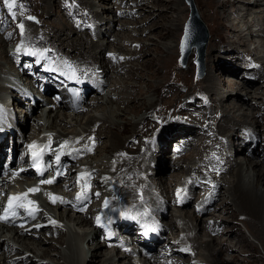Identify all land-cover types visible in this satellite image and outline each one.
<instances>
[{
	"label": "bare ground",
	"instance_id": "bare-ground-1",
	"mask_svg": "<svg viewBox=\"0 0 264 264\" xmlns=\"http://www.w3.org/2000/svg\"><path fill=\"white\" fill-rule=\"evenodd\" d=\"M68 1H71V0H68ZM75 1L79 2L78 8L76 10L79 11L83 19L84 18L93 19L95 17L94 10H93V6L95 4L94 0H84V1L75 0ZM194 1L197 2L198 4L197 8L200 9L198 11L200 13V16L204 20H207L210 16H213L214 21L220 24L222 23L229 27L233 25V23L237 20V15H239V11L241 10L240 8L244 7L245 5H249V4L257 6L263 0H232V1L222 0L221 2H219L218 0H194ZM152 3L153 4H148V5L145 4L144 6H141V10L143 12L145 11L148 12V15L150 16V18H153L155 17L154 15L160 13V18L164 20L163 24L152 22L150 24L151 26L149 27L153 30L154 26L156 28L160 26V31L158 32V36L161 39V41L154 43V51L156 52L157 57L149 61L147 58L144 59V57H142V61H140L138 59L140 56V53L137 51L139 50V47L136 49L126 47L124 49L126 50L127 55H129V58L136 57L135 59L136 60L138 59L140 61L138 64H131L128 72H131V76L134 75L136 77H139V75L136 74L135 70L132 71V68L137 67V70L145 71V73L149 77V79H147L148 81L145 80L143 82V81L137 80L136 82H133L130 84L131 88H133L132 91L127 93L122 98L124 100H121L119 98L120 104H127L125 106L126 107L125 110H121L119 108L120 106L119 103L116 104V106H114L113 101L106 100L104 103L106 106L100 107L101 109L99 110L104 111V112L108 110V112H106V114H103L102 116H96V115L87 116L84 122V127H82V129H84L85 131L83 135L80 133V131H77L76 133H74L75 132L74 129H73L74 131H71L61 126L62 122H64V124L67 123L66 120H63L64 118L60 117L61 114H65V113H60V115L58 113H55L54 115H52L53 111L57 109V105L54 99L49 98V100H51V105L50 107L48 106L49 108L46 111V108H47L46 106L42 108L39 105L40 103L38 102V100L36 101L35 98L31 97L30 93L27 90L17 87L16 83L13 82L11 87L6 86L7 82H4V84H0V100H2V103L0 102L1 103L0 105V125H1L0 157L5 156V154L7 155V153L4 154V150H3L4 148L11 149L15 153H18V152L21 154L25 153V155L27 156L28 152H31L37 145H39L47 152V155L49 157H52L55 155H59L61 157V166H62L61 169L65 168L66 169L65 175L69 176L70 172L68 171L71 166H67V163H70L69 161L73 157L71 154H74L75 157L78 156L74 152V150H71V149H75L76 151V149L79 148V152H80L82 148L85 152L84 157L87 158L85 161L89 160L91 163H89V161L85 162V161L80 160L81 165L83 163H86L89 165L87 167L88 173H89V170L92 171V169H99L100 171L99 170L98 171L100 172V175H101L98 180L94 181L96 182V186L100 189V192L99 193L97 192L98 193L97 195L87 194L85 199L81 202L75 199L72 201H64L62 199L64 202H61V199H58L54 203L55 207L49 204V201L51 202L49 195H51V193H55V191H58L60 195L62 186L64 187V191H67V189L69 188H70L69 191L75 190V187H73V184H75V182L79 184L82 180H85L83 179V176L76 173L74 174V176L69 177L68 184L62 183L58 185L42 183V181H45L46 178H39L40 180H37V181L33 180L34 182H21L22 177L15 176L13 174V171H9L6 176H3L0 179V185H2L1 186L2 188L0 189V191L2 190V192H4L5 194L4 196L2 195L3 199H0V207L2 204H4V201H6V203L5 205H2L3 206L2 208H0V216L4 215V210L9 207V197H17L16 199H13L12 206L13 208H17V209L21 208V209H20L19 217L12 219L8 214L9 216L8 220H0V238L1 239L4 238V240L0 242V249H1L0 264H9V261L13 262L14 264H28V262L30 263L33 262L32 259H30L28 255L24 256V251L33 252L37 257H39V259L47 258L53 264H131V262L133 261L136 262V258L138 256L137 253H142V256L146 255L145 256L146 258H144L142 264H146L145 261L149 264H163V262L160 261V258L162 259L166 255V251L162 250L161 248L165 246L175 248L170 236L168 235L167 237H165L164 235L163 238L164 239L166 238L164 242L162 240L163 238L162 239L157 238L150 245L137 246L138 243L136 242V240H134V238H131V233H133L137 229V225L134 223L133 224H124V223H119V222L115 223L114 222L116 220L115 217L119 213H123L124 215L131 216V217L132 216L135 217L134 220L139 224H153L155 229L157 228L159 230H162L163 232L164 231L167 232V229L172 230V233L175 230L177 231V229L181 230L180 232L182 234V238H179V240L183 241V243L179 241V243H181L180 245L188 247L192 251V253L195 255L194 244L198 242L194 240L195 231L197 229V226L199 227L200 225L199 228H203L204 226H202V222L209 223L210 221L208 219L204 221L203 219L199 218L198 214H196L194 210L188 213L186 212L187 210L184 212V210L182 211L181 209H176V212H177L176 215L174 214L168 217V219L166 220V223H161V224L157 223L156 219H154L152 216L154 213L159 212V209L158 210L155 209L154 202L158 201L159 195L162 198V197H166V195L169 193V192L167 193V187H168L167 182L160 181L159 184H156L155 190H153L154 188L153 181H151L148 184H143V185L140 184V181L143 177L144 178L147 177L153 180L152 179L154 176L153 174L155 173L157 166L159 164L161 165V161L155 162V159H154L155 154H153L151 149L147 150L146 152L141 151V149L144 150L146 148V143H147L146 141L147 139H144V137H141L138 139V137L136 136L137 134H139L141 131L144 130L143 126L142 128L139 129L140 125L145 123V122L141 123V120L144 119L143 118L144 116H142V114H144L142 113V109L143 111L144 109H147V110L153 109L159 104L158 102L161 99V97L158 96V91L160 87L157 89L156 88L157 85L154 86L153 83L154 82L156 83L158 79L159 80L162 79L160 76V73H164L166 76L171 75V71H164L162 69L161 62L166 54L165 51L170 52L171 49H175V53L177 52L178 54V47H179V42L181 40V35L183 32L184 20L186 19L185 12L189 10L188 7H186L187 4L185 0H168L167 2H165V0H156L155 2L154 0ZM154 3L155 4L157 3V5L160 6L161 8H158L156 6H151V5H154ZM239 3H240V7L237 5ZM229 7L231 10L227 9ZM202 8L207 10L208 13L201 11ZM244 8H246V6ZM50 9H51L50 0H42V7H41L40 15H39L40 18L43 17V15L50 13ZM245 10H247L245 15L241 19L237 20L239 21L237 25H239L240 27L237 37L243 38V34H245L246 32H250L249 30L254 26H258V32H257L258 35H264V33H262V31L264 30V27H263L262 21H260L261 19L257 15L253 16L251 20L247 19L246 17L248 15L255 14L256 12L252 11L254 9L250 8V6L249 7L247 6ZM117 13L127 14L125 11H122V12L117 11ZM148 15H145V18H142L140 21H138L140 22V25L142 24V22L146 21L147 18H149ZM5 18L9 20L10 19L9 14H6ZM101 18H100L99 27L97 30L98 32H99V29L101 30ZM102 22H107V19L105 20L102 18ZM27 24L26 26H23V30H24L23 38H24L25 43L18 44L17 41H15L14 43H17L15 44V46L17 45L18 49L20 47H24L28 49L34 48L38 50L36 45L39 46V43H37V41L33 39V36L36 37L37 34H41L42 39H40L39 41L41 43L40 45V49H42L41 52L47 57V59L50 62L53 61L52 60L53 58H56L59 61L62 60L64 62L71 63L76 68H78V70H80L81 77L84 78V80L90 85V88H91L89 93L86 95H92L93 99H96V100L89 101L88 98L84 100L85 95L83 94H79L76 97H71L69 94L64 93L62 95L63 102L60 103L58 108H61L64 110L65 109L67 110L71 109L75 111L80 110L84 112V111H87V108H89L90 106H94L95 104L94 101H100V102L104 101L103 99L104 96L102 95V91H105L104 92L105 95H108L109 89L107 87L105 89V83H104L103 85H101L102 88L101 89L99 88L98 90V85L100 84V83L98 84V82L100 81V73L97 70V68L103 67V70L105 69L106 71H113V72L118 73L119 72L118 67L119 66L121 67L123 63L125 62L127 63V61L129 60H126V61L122 60L121 58L123 57H121L120 51L117 52L116 56L115 55L111 56V54H107V55L104 54V58H107V59H102L101 56L103 53H101V51L98 52L97 51L98 49L93 47L95 45L94 40L92 39V36L89 32L87 34H84L83 32L78 31V33L80 34L77 33L76 36L72 37L75 31L70 30L66 32L64 24L62 23L60 24L59 27H57L55 34H53L52 32L53 22L50 20H44L43 21V27H45L44 29L50 30L49 31L50 33L48 32L46 35V34H42V32L40 33L35 32L32 29V26L27 25ZM244 26L245 27L247 26L246 27L247 29L244 30L243 29ZM25 27H26V31H25ZM64 33L68 36H66L67 38L65 40L60 41V35ZM125 34H128V33H125ZM49 38L51 41H49ZM167 38L168 39L171 38V39L162 43V41ZM110 39H111V42L117 41L116 39L114 40L113 38H110ZM139 40L141 41L142 39H139ZM7 42H9L8 38L3 39L0 36V46L1 47H3L4 44H6ZM211 42H212V38L208 39V36H207V40L205 44L206 53L204 55L205 57L203 60L204 69H206L205 74L203 75L204 79L200 83L198 82L195 83L194 80H192V82H194L193 84L195 85L194 88L203 87V89L201 88L202 90L208 91L207 93L204 94L206 97V100H203V98H200V101H201L200 102L197 99L199 97L197 98L195 97L197 100L196 103L192 101L191 103H186L185 105L186 108L189 109L190 111L189 113L191 115L194 112H196L195 118L197 122L200 123L198 125L199 129H197L194 126L188 127L186 123H190V124L192 123L188 119L185 121V123L183 122V120L182 121L179 120L180 123L175 124L176 122H178L176 121L174 125L170 127L168 126L167 128L169 129L165 133L163 132L164 134L162 133V134L154 136L150 141H148V144H150V147H152L151 145H153L159 151V153H165L166 151L165 145H167L170 141H176L175 146H179L180 148L182 146L183 150H186V149L189 150V148L193 149V152L195 153L190 154L191 157H194L196 155L198 157L200 156V154L198 153V146L202 145L204 142L202 147L204 150L208 152L207 155L205 154L206 158L204 157V155L203 157L200 156V158H198L196 161H194L192 158H190L187 155H185L184 157L178 156L176 158L177 160L175 161L176 165H179L180 162H184L189 159H190L189 162L194 163V164L187 165L185 169L183 170V172L187 174V177L185 179H181V183L183 184L184 182H186L188 178L191 177V175H196V180L194 179L188 186V195H190V193H192V195L193 193L194 194L198 193V195H196V200L200 201L201 196H199V192L207 189V186L209 185V181L214 182V186H215L214 193L210 194V196H208V198L206 199L207 201L204 202V205H207L205 209H207V207L209 208V206H212L213 200L219 193V190L223 188L224 189L223 191L227 192V196L223 200H221L217 204V206L214 207L216 211H220V210L221 212L229 211L231 215L244 216L242 220V224L245 226V228L248 230L251 236L254 237L256 240H258V242L261 244L262 248L264 249V173H263V169L261 168L262 164H259L255 160L254 161L251 160L249 157H244V160L240 161L242 162L240 163V165L238 161L235 160V158L232 159L231 157L230 158L225 157L222 163H218L216 161L217 156L214 153V150L218 149L220 152L223 153L222 155H224L225 153L228 154L227 145L229 144L234 145L233 136L237 134L239 135L240 130L244 131L245 133L250 134L249 131L251 128L264 129L262 122L260 121V119L256 117V114L261 110L259 105L255 106L254 103L253 104L250 103L249 107L254 109V111L252 112V116H254L253 118L255 120H253V123L251 122V124H254L253 126L248 125L244 122L245 119L241 120L244 116L243 114L236 116L235 114L230 113V111L234 112L235 109L238 110L242 107V105L239 104L240 102L242 104L243 103L246 104L245 98L241 97L237 93V91L235 93H221L219 91L225 88V85L228 88L229 87L234 88L238 86L236 84L238 83L237 77L239 76L240 72L243 73L245 69L246 70L247 69L248 70H259L262 67L263 63L261 62V65L259 68H255V67L253 68V66H251V64L249 63L247 56L245 57V64L242 61H238L239 51L238 49H236V47H233V46H232L233 47L232 50L227 49L228 54H225V58L226 59L228 58L231 61L232 65L227 66L226 63L224 62L218 63L215 59L219 58L218 56L219 50L214 49L213 44ZM253 42H254V39L246 38V40H243L242 44L246 47V46H249L250 43H253ZM111 45L112 44H110V46ZM259 46H264V43H262L261 41ZM48 47H50V50L48 49ZM85 48H87V50H85ZM146 49L147 50L145 51L144 55H146L149 52V48H146ZM101 50H103V47ZM141 50H142V47L139 51ZM189 52L187 54H189ZM254 53L256 54V52ZM187 54L185 58L188 56ZM0 55L9 57L11 60L12 66L15 69V70H12L11 72H8L5 65L0 63V74L6 75L8 78L12 77L11 75L13 74L19 75L21 79H24L22 78V76L27 77L25 76L27 74L24 70H17L18 62L16 58L18 56L16 54L7 51L4 48L0 51ZM214 55L216 56V58L214 57ZM113 57L118 58V59H114ZM192 57L194 58V56ZM193 58H189L190 61H192ZM258 58L263 60V57L261 56H258ZM190 61H188L187 63L188 67L190 65ZM86 64H88L89 70H85L84 69L85 67L83 68V66H85ZM182 65H185V63ZM244 66H246V68H244V70L242 71L241 69ZM106 71L104 72L102 71L104 76H106L105 75ZM119 74L121 73L119 72ZM259 74L260 73L258 71V75ZM140 77H142L143 79L144 76L141 75ZM232 82L234 83L232 84ZM167 84L168 83H165L164 85H167ZM242 85H243L242 86L243 88L244 86H246V83L244 82L242 83ZM3 86H5L6 88L5 90L8 93L2 90V88H4ZM30 86L32 87V85ZM9 89L10 91H8ZM256 89H259V88H256ZM127 90L129 89L127 88ZM143 93L146 95V97L144 98H142V95H144ZM97 94H98V97L101 96V98H94V97H97L96 96ZM13 95L15 96L14 97L15 99L12 103L17 104V105L22 103L25 106L27 104V103L25 104L24 101L20 100L21 95H24V96L28 95L30 98L34 99V103L30 107V110L32 109V111L30 112L32 113L29 112V114H27L28 116L37 113V111L39 110L40 112L34 115L37 118V120L33 119L34 122H32V124L34 123L33 124L34 129L28 132L29 133L28 136L26 135L24 139H20L17 141L16 139H13L12 145H10L11 140L13 138L12 136H15L16 132L18 135L17 128L19 129L20 127H22L23 131L25 130L24 123H22L21 120L17 118V115L15 116V114L13 115V113L12 114L9 113L7 108L3 109L4 107H2L3 101L8 100V98ZM112 95L113 94H110V97ZM175 96H176L175 93H172L170 95L171 98H169L168 100L177 98ZM164 98H166V96ZM222 98L223 100H221ZM186 99H191V98L187 96ZM65 100H68L69 102L70 100H75V102L73 105L72 104L70 105L69 102H66ZM216 100L218 103H220V107H221L220 116H218V114L217 115L209 114V116L207 117L208 119H206L204 117L205 114H203L204 109L206 107L208 108L212 106L213 104H215L214 101ZM86 101L87 103L91 102L89 104L90 106L89 105H88L89 107L88 106L85 107L84 105L81 106V104ZM133 101L136 102L137 104L134 106L133 105L129 106L130 103ZM262 105H264V103H262ZM201 107L203 110L200 109ZM18 110L19 112H23V110L21 109H18ZM95 110L98 111V108ZM129 112L131 113V116L132 115L134 116V118L127 119L126 116H127V113ZM45 113H47V115H45ZM44 115H45V118H44ZM82 119L84 118L82 117L81 120H78L77 118H75L74 125H76V127H81L82 126L81 123L83 122ZM40 120L48 121L51 123L50 124L46 122L43 123ZM100 121H102L103 125L105 123L106 124L108 123L107 125H109V127H105L108 130H107L106 135L103 132L104 137H102V132H101L102 125H100L101 124ZM222 121L224 122L222 123ZM237 122H238V126H237L238 128L234 129L235 130L234 135H232V137L227 136L226 140L223 141L222 139H224L225 137L224 133L230 132L229 130L230 125L237 123ZM121 125L124 126L121 133L126 132L125 131L126 128L128 129V127H131L129 129H131L132 133L136 135L130 134L128 138H121L120 135L115 132V128ZM221 125H222V129L220 130ZM198 130L202 132L203 134L202 137H199ZM13 132H15V134H13ZM105 137H106V141L104 143L106 144V146H103L105 148L100 149V151L106 152L107 154L112 153L110 154V158H106V159L103 158L100 160L97 158L93 159L95 155L93 156L90 153L91 152L96 153L97 148H99L100 145H96L95 147H92L91 140H93L94 142L96 140L97 142H101V139ZM60 138H62L63 140H61ZM128 140H136L137 142L134 145H136L138 149L133 150L131 146H129V144H126ZM242 140L246 141V138L244 135L241 136L240 140H236L237 142L240 143L238 146L239 151L240 150L245 151L247 150L249 146H251V143H248L247 141L244 142L246 143V146H245V144H242ZM66 141L67 143H65ZM141 141L144 143V146H142ZM85 143L89 145L85 146L84 145ZM124 144H126L125 148H124ZM160 144H162L163 147H160ZM30 145H33V147L30 148L29 147ZM44 145H47L48 147L45 149ZM67 146H70V149H67ZM152 150L154 149L152 148ZM183 150L182 149L178 150L177 154L182 155L183 153L181 152H183ZM71 151L73 153H70ZM262 151L264 152V150ZM117 153H124V154L127 153V156L123 157L121 155H118ZM148 153L150 154L151 157H147ZM215 161H216V164L213 167V163H215ZM114 162L116 165H114ZM153 163L158 164V165L155 167ZM195 163H196V167H195ZM208 165H211V166L209 167ZM11 166L12 165H10V167ZM236 166L239 168L235 169ZM257 166H259L260 169L259 168L258 170L255 169V167ZM77 169L79 171V168ZM229 169H232L231 179L226 182L227 186H223V184L221 185V182L224 181L223 176H225L228 173ZM58 173H61V171H58L56 173L55 180H58L63 176L62 173L61 174H58ZM88 173L85 171V174H88ZM92 173H91V177H92ZM177 182H179V180ZM199 182H200V185H202V187L198 185ZM174 183L175 182H170L169 183L170 187H172L173 185H177ZM75 186H78V185L75 184ZM195 186L196 187L198 186L197 191L193 190ZM31 188H37L39 191L45 192L44 193L45 196H42V197L40 195H39L40 197L32 196L33 192H28V190ZM83 188H85V185ZM86 188L83 190L88 189ZM144 190L149 191L150 194L152 192L151 194L152 200H150L149 202H146V208H143L144 203L141 204L144 200H138L137 198V196H139L138 193L139 192L141 193ZM169 190H171V188ZM58 192L56 194H58ZM156 192H158V194ZM22 193H27V195L20 196V194ZM69 193L70 192H68V194ZM77 193H80V192H76V194ZM98 196H101V200L106 199V201L108 202L107 207H104V208L100 206L97 207V205L99 204L97 205L94 204L95 200L98 201L100 199ZM184 196L186 195L184 194ZM67 197L69 196H66L65 198ZM168 197H169V200H171L170 195ZM221 198L222 197H220L219 199ZM30 201L34 203H29ZM199 201L197 202V204L199 203ZM87 202L89 203V205L87 206L86 209L88 210L86 211L84 206L86 205ZM20 204L25 205V207H16L17 205H20ZM103 205H105V203ZM59 206L61 207L69 206V208L74 207L80 212H83V210H85L86 212L83 213L82 215L73 216V215H69L68 212L65 213V211L58 212L56 210L57 209L56 207H59ZM28 208H31L30 209L31 212H35V214L38 215L37 219H39L40 221L41 219L42 220L44 219L43 221L50 222L52 228L51 229L49 228L48 230H50L51 232L45 230L44 233L42 232L44 236L45 234H49V233H51L52 235L54 233H58L59 236L54 235L58 238L56 242H59V245H60L59 246L60 248L55 249V254L57 258H50L51 250L49 248H53L52 246H49V248H42L40 246L42 244L41 240L33 241L30 238H27V235L32 236V234H35L36 228L32 227V225L34 223L36 224H34L33 226L39 224L37 221H35L32 225L21 226L22 224L21 222L23 220H26V219L31 220V215L26 214V210H28ZM10 212H12V210ZM113 214L115 215L112 217ZM210 214L212 216L215 215L214 213H211V212ZM97 216L101 217L100 224H97L96 222ZM176 218H178L180 222L184 221L183 223L184 227L174 228L176 225L175 221H177L175 220ZM147 219H149V223H144L143 221ZM199 220H200V224L199 222H197ZM53 221L55 223H53ZM193 221H195L196 224L193 225ZM165 226L167 229H165ZM179 226H182V223H179ZM65 233L68 234V237H66ZM90 234H91V239H90ZM104 234H106V238H105L106 241H104V243L98 240L100 238L94 239L95 237H99ZM224 234L227 237L226 239H229L230 236H232V234H238V237H240V239L237 240V242L240 244L241 247L244 248L243 251L245 252L254 251L255 253H258L257 246L253 242L249 241L245 235L239 234V230L237 228L230 227L224 230ZM128 236L130 238H128ZM38 238L40 239V237ZM42 239L44 240L42 241L44 243L45 241L49 242V240H45L44 238ZM121 239L123 243L120 242ZM7 240L12 241L13 245L7 243ZM129 240L132 241L133 245H135V248L130 249L129 247L126 246ZM175 240H178V238ZM193 242L195 243L193 244ZM196 245L197 247L200 246L201 248H203V250H205L204 253L200 255L197 254L198 257L200 258V259L197 258L199 262L203 261V262H208L211 264H222V263H219L217 260H219V255L220 257L221 255L223 256L222 252H224V250L226 249H223L222 247H219V246H218L219 249L217 247H216L217 249L214 248L215 238H210L209 241L197 243ZM121 251L123 253L118 254L119 252L121 253ZM11 252L15 253L16 258L9 255ZM115 256L124 258V260H121V261L120 259L116 260ZM86 260L88 261L86 262ZM234 260L235 258L233 256L231 257L230 260H227V263L231 264ZM38 261L36 262L34 261L33 264H41Z\"/></svg>",
	"mask_w": 264,
	"mask_h": 264
},
{
	"label": "rangeland",
	"instance_id": "rangeland-1",
	"mask_svg": "<svg viewBox=\"0 0 264 264\" xmlns=\"http://www.w3.org/2000/svg\"><path fill=\"white\" fill-rule=\"evenodd\" d=\"M150 1H152V0H138V1L137 0H131V1L130 0H94L95 4L93 6V10H94V14H95V17H94L95 19L94 18L93 19H88V18L83 19L82 15L79 13V11L76 10L78 8V5H79L78 1H75V0H71V1H68V0H50V2H51L50 13L43 15V17H41L42 18L41 19L39 15L41 12L42 0H16V6L12 9V11H14L16 13L15 18L13 19L8 8L4 5L3 0H0V29H1L0 30V36L3 39L4 38L9 39V42L4 44L3 47L0 46V51L5 48L7 51L10 52L12 49H14L15 44H17V43L18 44H24L25 43L24 38H23V31L24 30H21L19 28V25L21 23L23 24V26H26V24L28 23L27 25H31L32 29L35 32H39V33L42 32V34L47 35V33L50 30L44 29L45 27H43V21L44 20H50L53 22V26H52L53 34H55L57 27H59L60 24H62V23L64 24L66 32H68L70 30L75 31V33L72 35V37L76 36L78 31H81L84 34H87L89 32L92 36V39L94 40L95 45L93 47L97 48L98 52L101 51V53H103L101 56L102 59H107V58H104V54L105 55L111 54V56L112 55L116 56L117 52L120 51L121 52L120 55H121V57H123V58H121V57L120 58L122 60H125V61L129 60V61H127V63L125 62L126 64L123 63L121 65V67L120 66L118 67V70L121 74H119V72L116 73L113 71H106L105 69L103 70V67L97 68V70L100 73V81L98 82V84L99 83L100 84L98 85V90H99V88L100 89L102 88L101 85H103L104 83H105V89H106V87L109 89L108 95H105V93H104L105 91H102V95L104 96L103 97L104 101H102V102L94 101V103H95L94 106L89 105L91 102H88V103H87V101L83 102L84 104L82 103L81 106H83V105L85 107H87L88 105L90 106V107L88 106L89 108H87V111H84V112L80 111V110L75 111V110H71V109H68V110L65 109L64 110V109L58 108V106H57V109L53 111V113L51 112L52 115H54L55 113H58L59 115H60V113H65V114H61L60 117L64 118L63 120H66L67 123L64 124V122H62L61 126H63L67 130H71V131L75 130L74 133H76L77 131H80V133L83 135L85 133V131H84V129H82V127H84V122H85V119L87 116H89V115L102 116L103 114H106V112H108V110H106V112L99 110V109H101L100 107L106 106L104 104L106 100L113 101L114 102L113 105L116 106V104L119 103L120 99L124 100L122 98L127 93L132 91L133 88H131V85H130L131 83L136 82L137 80L144 82L145 80L149 79V77L145 73V71L137 70V67L132 68V66H131L132 71L135 70L136 74L139 75V77H136L134 75L131 76V72H128V70L130 69L131 64H138L140 61H142V57H144V59L147 58L148 61L151 59H155L157 57L156 52L154 51V43L161 41V39L158 36V32L160 31V26L157 28L154 26L153 30L149 27L151 26L150 24L152 22L153 23L157 22L159 24L160 23L163 24L164 20L162 18H160V13L154 15L155 17L150 18V16L148 15V12L145 11L146 12L145 13L141 10V6H144L145 4H147V5L153 4L152 2L154 0L152 2H150ZM167 1L168 0H165V2H167ZM185 1L187 4L186 7H188L189 10H187L185 12L186 13V19L184 20L183 32H182L181 40L179 42V47H178V54H177V52L175 53V49H171L170 52L165 51L166 54H165V56L161 62L162 69L164 71H171V75L166 76L164 73H160V76L162 78V79H160L161 81L158 79L156 83L155 82L153 83L154 86L157 85L156 86L157 89L160 87L159 91H158V96L161 97V99L159 98L160 99L158 102L159 104L156 107H154L153 109H148V110L144 109V111L142 109V113H144L146 115L142 114V116H144L143 117L144 119H142L143 121L141 120V123H144V122L145 123L140 125L139 129L142 128V126H143L144 130L141 131L139 134H137V135L133 134L131 129H129L131 127H128V129L126 128V130H125L126 132L121 133L123 128H124V126H122V125L119 127H116L115 132L118 133L121 138H128L130 136V134L136 135L138 137V139L141 137H144V139H147L146 140L147 141L146 148L144 150L141 149V151L146 152L147 150L151 149L153 154H155L154 155L155 162L161 161V165L153 163L155 165V167L158 165L157 169L155 170V173L153 172L154 173L153 174L154 176L152 178L153 180H151L150 178H147V177L146 178L143 177L140 181L141 185L148 184L151 181H153V187H154L153 190H155L156 184H159L160 181L161 182H167V186H168L167 187V193L168 192L169 193L166 195V197H162V198L159 195L158 201L154 202L155 209L156 210L159 209L158 213L156 212L152 215L153 218L156 219L157 223H160V224L166 223V220L168 219V217H170L174 214L176 215V213H177L176 209H181L182 211L184 210V212L187 210L186 212H188V213L192 212V210H194L195 213L198 214L199 218L203 219L204 221H206L207 219L210 221L209 223L202 222V226H204L203 228H199L200 225H199V227L197 226V229L195 231V239L194 240L198 241L197 243H201V242L209 241L210 238H215L214 248L217 247L219 249V247H222L223 249H226V250H224V252H222L223 256L221 255V257H220V255H219V260H217L219 263L229 264V263H227V260H230L231 257L234 256L235 260L231 264H264V249L262 248V246L258 242V240H256L254 237H252L251 234L248 232V230L245 228V226L242 224V220H243L244 216H242V215L234 216V215H231L229 211L221 212V210L216 211V209L214 208L215 206H217V204L221 200H223L227 196V192L223 191L224 190L223 188H221L219 190V193H218L219 196L217 194V196L213 200L212 206H209V208L207 207V209H205L207 205H204V202L207 201L206 199L208 198V196H210V194L214 193V189H215L214 182L209 181V185L207 186V189L199 192V196H201L200 201L196 200V195H198V193L197 194L193 193V195H192V193H190V195H188V186L194 179L196 180V175H191V177L188 178V180L186 182H184L183 184L181 183V179H185L187 177V174L184 173L183 170L185 169V167L187 165L194 164V163L189 162L190 161V159H189L187 161L180 162L179 165H176L175 164V161H177L176 158L178 156L184 157L185 155L189 156L194 161H196L198 158H200V156L203 157V155L206 158V155L208 154V152L206 150H204L202 147L204 142L200 146H198L199 144L197 145L198 146V153L200 154V156L197 157V155L196 156L193 155L195 158L191 157V155H190L192 153L193 154L195 153V152H193V149L189 148L190 151L187 149L183 150L182 146H181V148L179 146H175L176 141H170L167 145H165L166 146L165 147V149H166L165 153H159V151L153 145H151L152 147H150V144H148V141H150L154 136L162 134L163 132L165 133L169 129V128H167L168 126L170 127V126L174 125V123L176 121H178V122H176L175 124L180 123L179 120L180 121L183 120V122L185 123V121L188 119L192 122L191 124L186 123L188 127L194 126L197 129H199L198 125L200 123H198L196 118H195L196 112H194L191 115L189 113L190 112L189 109H187L185 105H186V103H191L192 101L196 103L197 97H199V98H197L199 101H200V98H203V100H206V97L204 94L207 93L208 91L202 90L203 87L194 88L195 85L193 84L194 82L200 83L203 81V79H204L203 75L205 74L206 69H204V67H203L202 74L199 76L198 69H197V63H196V56H197V47L196 46H193L190 49L189 54H187L188 56L185 58V65H182L184 63L181 62V57H182L181 42H182V39L184 36L185 25H186V22L189 18V15H190V10H191L190 1L192 2L195 10L197 11L199 18L201 19V21L204 23V25L206 27L208 39L212 38L211 43L213 44L214 49L219 50V55H218L219 58L215 59L218 63L224 62V63H226L227 66L232 65L231 61L228 58L227 59L225 58V54H228L227 49L232 50L233 47H236V49H238V51H239L238 61H242L245 64V57L247 56V59L249 60V63L251 64V66H253V68L254 67L259 68L261 65V62L263 63L262 67L259 70H248V69L244 70V68H246V66L242 67L241 70L242 71L244 70V72L243 73L240 72L239 76L237 77L238 83L236 85H238V86H236L234 88H230V87L228 88L225 85V88H223L219 91L221 93H235L237 91V93L241 97L245 98L246 104L243 103L244 104L243 105L240 102L239 104L242 105V107L238 110L235 109L234 112L230 111V113L235 114L236 116L243 114L244 116L241 120L245 119L244 122L248 125L253 126L254 124H251V122L253 123V120H255L253 118L254 116H252V112L254 111V109L249 107L250 103L251 104L254 103L255 106L259 105L261 110L256 114V117L258 119H260V121L262 122V125L264 126V105H262V103H264V46H259L261 41H262V43H264L263 42L264 41V35H258V33H257L258 32V26H254L249 30L250 32H246L245 34H243V38L237 37V35L239 33V28H240L239 25H237L239 22L237 20L241 19L245 15V13L247 11L245 9L247 8V6L248 7L250 6V8L254 9L252 11L256 12L253 15L246 16L247 19L251 20L253 16L257 15L261 19L260 21H262V24L264 27V0L257 6L249 4V5H245L246 8H244L245 6L242 7V5H241L242 8H240L241 10L239 11V15H237V20L233 23V25H231L229 27L227 25H224L222 23L220 24V23H217L216 21H214L213 16H210L207 20H204L200 16V13L198 11L200 9L197 8V6H198L197 2L194 0H185ZM218 1L221 2L222 0H218ZM229 1H232V0H229ZM155 2H156V0H155ZM237 5L240 7V3ZM151 6H156L158 8H161L160 6L157 5V3L156 4L154 3V5H151ZM227 9L231 10L230 7ZM117 11H121V12L125 11L127 14H118ZM201 11L208 13V11L203 9V8L201 9ZM185 13H184V15H185ZM6 14H9V16H10L9 20H7L5 18ZM145 15H148L149 18H147L146 21L142 22V24L140 25V22H138V21H140L142 18H145ZM28 17H34V19H28ZM101 17L105 20L107 19V22H102ZM100 18H101V30L99 29V32H98L97 30L99 27ZM150 20H152V21H150ZM246 27L244 26L243 29L244 30L247 29ZM135 30H136V32H135ZM25 31H26V27H25ZM125 33H128V34H125ZM140 33H142V34H140ZM262 33H264V30L262 31ZM78 34H80V33H78ZM66 36H68V35H66L65 33L61 34L60 35V41L65 40L67 38ZM114 36H116V37H114ZM110 38H113L114 40L116 39L117 41L111 42ZM246 38H249V39L252 38V39H254V42L250 43L249 46L245 47L242 44V42H243V40H246ZM33 39L35 41H37V43H39V48H40L41 43L39 41H40V39H42L41 34H37L36 37L33 36ZM139 39H142V40L140 41ZM170 39L167 38V39L163 40L162 43L165 41H168ZM54 40H56V39H54ZM15 41H17V43H14ZM49 41H51L50 38H49ZM57 42H59V41H57ZM208 42H209V40H208ZM109 43L112 45L110 46ZM99 47H100V49H99ZM102 47H103V50H101ZM126 47L127 48L130 47L132 49H136L139 47V50L142 47L141 51L137 50L140 53V56L138 58L140 61L138 59L136 60L135 59L136 57L129 58V55H127L126 50H124ZM146 48H149V52L146 55H144L145 51L147 50ZM205 48H206V45H205ZM48 49L50 50V47H48ZM85 50H87V48H85ZM254 52H256V54ZM205 53H206V49L204 51V55H205ZM192 56H194V58ZM258 56L263 57V60L259 59ZM214 57L216 58L215 55H214ZM113 58L118 59L115 57H113ZM189 58H193V60L190 61ZM52 60H53L52 61L53 63H55L57 61L56 58H53ZM188 61H190L189 67L187 66ZM0 63L5 65L8 72L15 70L14 67L12 66L10 58L7 56L0 55ZM203 66H204V62H203ZM83 68L85 70H89L88 64L83 66ZM78 71L80 72V70H78ZM102 71L103 72L106 71L105 72L106 76L103 75ZM258 71L260 73L259 75H258ZM141 75L144 76L143 77L144 80L142 79V77H140ZM11 76L12 77L8 78L6 75L0 74V84H4V82H7L11 79V81L7 82V85H6L7 87H11L13 82H14L17 84V87H19L21 89L28 90V92L30 93V96L35 98L36 101L38 100V102L40 103L39 105L42 108H44L45 106L47 107L46 108V111H47V109L51 105V100H49V98L52 99L51 96H47V95L45 96L44 95L42 97V96H40L41 94L33 88V86L31 87L28 85V88L25 87L29 83L27 81V77L22 76V78H24V79H21L20 76L16 75V74H13ZM162 76H164V77H162ZM107 80H109V81H107ZM192 80H194V82H192ZM234 80H236V79H234ZM244 82L246 83V86H244L242 88V86H243L242 83H244ZM165 83H168V84L164 85ZM233 83L234 82H232V84ZM106 84H107V86H106ZM3 87L4 88H2V90L7 92L5 90L6 89L5 86H3ZM127 88L129 90H127ZM256 88H259V89H256ZM8 91H10V89ZM110 91H111V93H110ZM116 93L119 95H117ZM172 93H175V95H176L175 97H177V98L168 100L169 98H171L170 95ZM50 94H52V93H50ZM110 94H113V95L110 97ZM148 94H150V93H148ZM96 96L97 97H94V98H101V96L98 97V94ZM165 96H166V98H164ZM187 96H189V98H191V99H186ZM190 96H192V97H190ZM14 97H15L14 95L9 97L8 98L9 101L4 100L2 107H4L3 109L7 108L9 113H11V114L13 113V115L15 114V116L17 115V118L19 120H21L22 123H24L25 130L23 131L22 127H20L19 129L17 128L18 135H17V132H16V134H15V132H13V134H15V136H12L13 138L11 140L10 145H12L13 139H16V141H17L20 139H24L26 135L28 136V134H29L28 132H30V130L32 131V129H34L33 128L34 123L32 124V122H34L33 119L37 120V118L34 115H36L37 113L40 112V110H39V111H37V113L28 116L27 114H29V112L32 111V109L28 110L27 107L24 106V104H22V103H20L18 105L13 104L12 101H14V99H15ZM84 97H85L84 100H86L87 98L89 101L96 100V99H93L92 95H85ZM144 97H146L145 94L142 95V98H144ZM221 100H223V98ZM22 101H24L25 104L29 102V100L26 98L22 99ZM116 101H118V102H116ZM0 102L2 103V100H0ZM1 103H0V105H1ZM214 103L215 104H213V105L211 104L212 106H210L208 108L206 107L204 109L203 114H205L204 117L206 119H208L207 117L209 116V114H216V115L218 114V116H220V114H221L220 103H218L217 100L214 101ZM136 104L137 103L133 101L130 103L129 106H131V105L134 106ZM119 105H120L119 108L121 110H125V108H126L125 106L127 104H120L119 103ZM97 108H98V111L95 110ZM18 109L23 110V112H19ZM200 109L203 110L202 107ZM6 112H7V110H6ZM30 113H32V112H30ZM140 113H141V111H140ZM45 115H47V113H45ZM45 115H44V118H45ZM82 117L84 118V119H82L83 120V122L81 123L82 126L76 127V125H74L75 118H77L78 120H81ZM126 117H127V119L134 118L133 115L131 116L130 112L127 113ZM40 121L43 123H45V122L49 123V124L51 123V122L43 121V120H40ZM223 122L224 121H222V123ZM238 122L230 125L229 130L231 133L225 132L224 133L225 137H224V139H222L223 141L226 140L227 136L232 137V135H234V133H235L234 129L238 128L237 127ZM100 123H101L100 125H102V128H101L102 137H104V134L106 135L107 130H108L105 127H109V125H107L108 123L107 124L105 123L103 125L102 121H100ZM221 129H222V125H221L220 130ZM49 131H51V130H49ZM0 132H1V125H0ZM103 132H104V134H103ZM198 132H199V137H202V135H203L202 132L199 130H198ZM249 132H250V134L245 133L244 131L240 130L239 135L237 134V135L233 136L234 145H232V144L227 145V148H228L227 153L228 154L225 153L224 155H222L223 154L222 152H220L218 149L217 150L215 149L214 153L217 156V157L215 156L216 161L218 163H222V161L224 160L225 157H227V158L231 157L232 159L235 158V160H237L239 165H240V163H242L240 161L241 160L243 161L244 157H249L251 160H253V161L255 160L259 164H262L261 168L263 169V173H264V152L262 151V150H264V129L251 128ZM243 135L245 136L246 141L248 143H251V146H249L247 148V150H245V151H241V150L239 151L238 146L240 143L237 142L236 140H240L241 136H243ZM60 139L63 140L62 138H60ZM27 140H28V138H27ZM105 141H106V137L101 139V142H97V140L94 142L93 140H91L92 147H95L96 145H100V147L97 148L96 153H93V152L90 153L91 155L96 156V157L94 156L93 159L97 158L100 160L103 158L104 159L110 158V154H112V153L107 154L106 152L100 151V149L105 148V147H103V146H106V144L104 143ZM246 141L242 140V144H245V146H246V143H244V142H246ZM136 142H137L136 140H128L126 142V144H129V146H131V148L133 150H137L138 147L136 145H134ZM141 143H142V146H144V143L142 141H141ZM103 144H105V145H103ZM126 144H124V148L126 147ZM162 144H160V147H163ZM84 145L88 146L89 144L85 143ZM107 145H109V144H107ZM177 147H178V149H177ZM152 148L154 150H152ZM67 149H70V146H67ZM107 149H109V148H107ZM180 149L183 150V152H181V153H183L182 155L177 154L178 153L177 151ZM71 150H74V152L78 156L75 157L74 154H71L73 157L69 161L70 163H67V166H71L70 167L71 170L69 169V171H68V172H70V175L69 176L65 175V172H66L65 168L61 169V173L63 174V176L58 180H54V182H53L54 185H58V184H62V183L68 184L69 177L74 176V174H76V173L80 174V175L83 172L85 173V171L88 173L87 167L89 165L86 163H83L82 164L83 167H82V165L80 163L81 162L80 160L85 161L87 159L84 157V153H85L84 150L82 148H81L82 152L81 151L79 152V148H77L76 151H75V149H71ZM70 153H73V152L71 151ZM117 154L121 155L123 157L127 156V153H125V154L124 153H117ZM27 157H28V155H27ZM52 157H54V156H52ZM147 157H151L149 153L147 154ZM3 160H5V159L3 158ZM87 161H89V160H87ZM87 161H85V162H87ZM97 161H95V162H97ZM216 161H215V163H213V167L215 166ZM89 163H91V162L89 161ZM93 164H95V163H93ZM114 165H116L115 162H114ZM208 166L210 167L211 165H208ZM195 167H196V163H195ZM9 168H10V166H9ZM77 168H79V171ZM238 168L239 167H237V166L235 167V169H238ZM258 168L260 169L259 166L255 167V169H257V170H258ZM98 170L99 169H92V171L89 170V173L83 176V179H85V180H82L79 183L80 185L77 184V182H75V184L78 186H75V184L72 183L73 187H75V190H72V188H71L72 191H69L70 190V188H69V189H67V191H64V187L62 186L63 188L61 187V194L60 195H59L58 191H55V193H51V195L48 194L49 198L51 200V202L49 201V204H51V206L55 207L54 203L58 200L57 198H62L64 201H72L75 199V200H78L79 202H81L85 199L87 194L88 195L89 194L90 195L91 194L97 195L100 192V189L96 186V182H94V181L98 180L101 176L100 172H99L100 170L99 171ZM229 171L225 176H223L224 181L221 182V185L223 184V186H227L226 182L231 179L232 169H229ZM91 173H92V177H91ZM16 176L22 177L21 182H34V181L40 180V179H35L33 176H30L27 174H20V175L18 174ZM24 176H25V178H24ZM174 177H176V178H174ZM177 179L179 180V182H177L178 181ZM170 182H175L174 184H177V185H173L172 187H170V184H169ZM84 185H85V188L86 187L88 188V189L86 188L87 190H83V189H85V188H83ZM198 185H200V182L198 183ZM1 186L2 185H0V189L2 188ZM200 186L202 187V185H200ZM126 188H128V187H126ZM170 188H171V190H169ZM78 189H79V191H78ZM178 189L180 190L179 196L177 195ZM193 190L197 191L198 186L197 187L195 186ZM38 191L33 192L32 196H34V197L45 196V194H44L45 192H41V191L38 192ZM85 191H87V192H85ZM36 192H38V193H36ZM57 192H58V194H56ZM68 192H70V193L68 194ZM76 192H80V193L76 194ZM158 192H156V193L158 194ZM62 193L63 194L65 193V194L63 195ZM4 194L5 193L2 192V190H1L0 191V195H1L0 199H3ZM41 194H43V195H41ZM78 194H82L81 197L83 198V200L77 199ZM138 194H139V196H137L138 200H144L141 204L144 203L143 208H146V202H149L150 200H152L151 199L152 192L150 194L149 191L144 190L141 193L139 192ZM184 194L186 196H184ZM65 195L69 196V197L65 198L66 197ZM169 195L171 197V200H169V197H168ZM98 197L100 199L98 201L95 200V203L94 202L93 203L96 205L99 204V205H97V207L100 206V207L104 208L105 205H103V204L105 203L106 199L101 200V196H98ZM184 197H186V198H184ZM220 197H222V198L219 199ZM218 199H219V201H218ZM54 200H55V202H53ZM198 201H199V203L197 204ZM5 203H6V201H4V204H2V205H5ZM199 204H200V206H199ZM2 205L0 208L3 207ZM88 205H89V203L87 202L86 205L84 206L86 211L88 210V209H86ZM56 208H57L56 210L58 212L65 211V213L68 212L69 215H73V216L74 215H82L83 213L86 212L85 210H83V212H80L77 209H75L74 207H72L73 209L69 208V206H66V207L59 206ZM30 209L31 208H28V210H26L27 215H29L28 213H29V211H31ZM210 212L214 213L215 215L212 216L210 214ZM33 213H34V215H31V220L26 219V220H23L21 222L22 223L21 226L32 225L35 221H37L39 223V224H37V225H39V227H37V225L33 226L36 223H34L32 225V227L36 228L35 234H32V236L27 235V238H30L33 241L41 240L42 244L40 246L42 248H49V246H52L53 248H49L51 250L50 258H57L56 254H55V249L60 248L59 242H56L58 239L56 236H59L58 233H54L53 235L51 233L45 234V236L47 237L46 238L43 235V233L45 230L51 232L50 230H48L49 228L50 229L52 228L50 222H46V221H43L44 219L43 220L41 219V221H42V223H41V221L39 219H37L38 215L35 214V212H33ZM115 214H113L112 217ZM116 216H118V214ZM87 218H88V216H87ZM175 220H177V221H175L176 225L174 228L184 227L183 226L184 221L180 222L178 220V218H176ZM143 222L149 223V219H147ZM197 222H199V224H200V220ZM24 223H26V224H24ZM179 223H182V226H179ZM194 224H196L195 221H193V225ZM197 225H198V223H197ZM7 226H9V225H7ZM40 226H41V228H40ZM230 227L231 228L232 227L237 228L239 230V234L245 235L249 241L253 242L257 246L258 253H255L254 251H252V252L251 251H249V252L243 251L244 248L241 247L240 244L237 242V240L240 239V237H238V234H232V236H230L229 239H226L227 237L224 234V230H226ZM137 228H138V226H137ZM165 229H167L166 226H165ZM156 230L159 231V237L158 238L162 239L164 237V235H165V237H167L169 235L171 240L173 241V244L175 247V248H172L169 246H165V247L161 248L162 250L166 251V255L162 259L160 258V261L163 262V264H164V262H165V264H166V262H167V264H203V263L204 264H211V263L203 262V261L199 262L198 259H200V258L198 257L197 254L200 255V254L204 253L205 250H203V248H201L200 246L197 247V245H196L197 243L193 242V244L195 243L194 244L195 255L192 253V251L188 247L180 245L181 243H179V241H180L179 238H182V234L180 232L181 230L177 229V231L175 230V231H173V233H172V230H170V229H167V232H165V231L163 232L162 230H159L157 228H156ZM66 233H65V235H66V237H68V234H66ZM54 235H56V236H54ZM38 237H40V239ZM42 238H44L45 240H49V242L45 241V243H46L45 244L44 242H42V241H44ZM96 238L97 239L100 238L98 240L100 242L104 243V241H106V239H105L106 234L101 235L99 237H95L94 239H96ZM128 238H130V237L128 236ZM174 238L175 239L178 238V240H175ZM90 239H91V234H90ZM2 240H4V238H2V239L0 238V242H2ZM162 240L164 242V240H166V238L165 239L163 238ZM5 241H6V239H5ZM87 241H88V239H87ZM94 241H96V240H94ZM129 241H128L126 246L129 247L130 249L135 248V245H133L132 241L131 240H129ZM120 242L123 243L122 239ZM180 242L183 243V241H180ZM7 243L13 245L12 241L7 240ZM15 247H17V246H15ZM0 251H1V249H0ZM122 253L123 252L121 251V253L119 252L118 254H122ZM137 254L140 257L137 256L136 262L133 261V262H131V264H142L144 258H146L145 257L146 255L142 256V253H137ZM9 255L16 258L14 252H11ZM26 255H28L30 257V259H32V261H33L31 263L28 262V264H33L34 261L36 262L38 260H39L38 262L41 264H53L47 258L46 259H43V258L39 259V257H37L33 252L24 251V256H26ZM115 258H116V260L120 259V261L124 260V258H120L119 256H117V257L115 256ZM87 261L88 260H86V262ZM157 261H159V260H157ZM145 263L149 264L146 261H145ZM9 264H14V263L9 261Z\"/></svg>",
	"mask_w": 264,
	"mask_h": 264
},
{
	"label": "water",
	"instance_id": "water-1",
	"mask_svg": "<svg viewBox=\"0 0 264 264\" xmlns=\"http://www.w3.org/2000/svg\"><path fill=\"white\" fill-rule=\"evenodd\" d=\"M190 4H191L190 15L186 22L184 36L181 42V50H182L181 62L185 63L186 54L194 45H196L197 46L196 63H197L198 73L199 75H201L204 67L203 66L204 49L208 35H207L206 27L199 18L197 11L195 10L191 1Z\"/></svg>",
	"mask_w": 264,
	"mask_h": 264
},
{
	"label": "snow or ice",
	"instance_id": "snow-or-ice-1",
	"mask_svg": "<svg viewBox=\"0 0 264 264\" xmlns=\"http://www.w3.org/2000/svg\"><path fill=\"white\" fill-rule=\"evenodd\" d=\"M3 3L8 8L9 12L11 13V15H12V17L14 19L15 16H16V13L14 11H12V9L16 6V0H3ZM28 19H34V17H28ZM19 28L21 30H23V24L22 23L19 25ZM32 55H36V53H32ZM41 55H43V54H41ZM65 143H67V141ZM29 147L31 148V147H33V145H30ZM47 147H48L47 145H44V148L45 149ZM33 156H34L33 163L35 164L39 157L35 153H33ZM59 160H60V156L57 155L56 156L57 163H59ZM58 174H61V173H58ZM84 175H86V174L85 173H81V176H84ZM53 182H54V179L53 180H45V181H42V183H53ZM35 191H38V189L37 188H31V189L28 190V192H35ZM179 194H180V190L178 189L177 190V195L179 196ZM26 195H27V193L20 194V196H26ZM81 195L82 194H78L77 195V199H80L81 198ZM16 198L17 197H9V208H6L4 210V215L0 216V220H8L9 219V216H8L9 209H12V216L13 217L17 215V212H16L15 208H13V206H12V201H13V199H16ZM57 199H61V202H64L62 200V198H57ZM53 202H55V200ZM29 203H34V202H31L30 201ZM107 204H108V202L105 201V207H107ZM16 207H25V205L20 204V205H17ZM28 214L29 215H34V213L31 212V211H29ZM132 219H135V217H132ZM96 222H97V224H100L101 223V217L100 216H97L96 217ZM53 223H55V222L53 221ZM37 227H39V225H37ZM144 227H145V229H147L149 226L148 225H144ZM144 234L147 235L148 234L147 231H145Z\"/></svg>",
	"mask_w": 264,
	"mask_h": 264
}]
</instances>
